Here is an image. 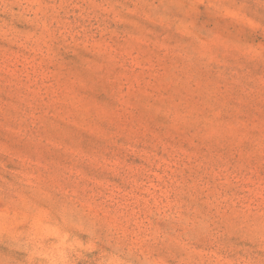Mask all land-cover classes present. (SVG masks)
Instances as JSON below:
<instances>
[{
  "label": "rangeland",
  "instance_id": "374dc122",
  "mask_svg": "<svg viewBox=\"0 0 264 264\" xmlns=\"http://www.w3.org/2000/svg\"><path fill=\"white\" fill-rule=\"evenodd\" d=\"M0 264H264V0H0Z\"/></svg>",
  "mask_w": 264,
  "mask_h": 264
}]
</instances>
